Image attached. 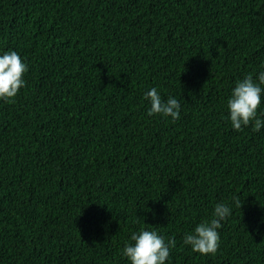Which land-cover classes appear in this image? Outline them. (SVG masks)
<instances>
[{
  "label": "trees",
  "instance_id": "1",
  "mask_svg": "<svg viewBox=\"0 0 264 264\" xmlns=\"http://www.w3.org/2000/svg\"><path fill=\"white\" fill-rule=\"evenodd\" d=\"M11 50L29 71L0 100V264H130L142 227L176 240L167 264H264V129L227 108L264 70V0H0ZM151 87L179 120L147 114ZM233 196L215 255L183 244Z\"/></svg>",
  "mask_w": 264,
  "mask_h": 264
},
{
  "label": "clouds",
  "instance_id": "2",
  "mask_svg": "<svg viewBox=\"0 0 264 264\" xmlns=\"http://www.w3.org/2000/svg\"><path fill=\"white\" fill-rule=\"evenodd\" d=\"M28 64L15 51L0 53V100H13L26 85L25 74ZM150 107L149 116L170 117L173 122L180 119L181 103L172 95L164 99L157 87L144 93ZM264 70L254 77L246 75L236 81L227 101L228 119L231 127L239 132L251 126L254 131L264 129ZM239 196L231 202H218L214 205L211 218L195 226L183 237V244L191 251L203 256L215 255L220 247V229L223 222L232 214L233 208H241ZM259 231V229H257ZM264 235V233H261ZM131 243L126 242L122 255L130 264H167L171 250L176 246L174 238H165L155 228H140L131 234Z\"/></svg>",
  "mask_w": 264,
  "mask_h": 264
}]
</instances>
